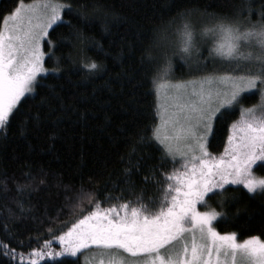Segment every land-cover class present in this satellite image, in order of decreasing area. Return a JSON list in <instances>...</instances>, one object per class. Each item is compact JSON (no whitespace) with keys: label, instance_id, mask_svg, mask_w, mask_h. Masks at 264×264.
Segmentation results:
<instances>
[{"label":"snow or ice","instance_id":"6c2138e0","mask_svg":"<svg viewBox=\"0 0 264 264\" xmlns=\"http://www.w3.org/2000/svg\"><path fill=\"white\" fill-rule=\"evenodd\" d=\"M245 3L250 5L251 0ZM227 6L232 9L230 13L210 12V5L201 6L193 0H161L155 19L149 18V29L126 15L114 0H13L11 8L0 12V136L5 139L12 122L30 101L39 100V105H35L34 115L22 121V136L30 125L31 130L41 126L42 108L55 110L53 103L60 105L57 90L46 83L49 78L55 79V75L49 77L50 72H61L60 58L51 50L57 45L63 47L70 38L82 41L84 29L93 30L97 21L102 33L119 37L122 48L116 63L121 62L125 49L131 58L139 46L143 52L140 66L145 62L158 69L165 65L163 74L158 71L150 82L154 96L151 123L138 128L128 142L124 169L126 175L139 171L142 158L134 159L136 154L158 145L161 167L171 157L173 168L159 175L153 168L145 181L154 182L160 198L151 205L142 196H137L135 204L112 203L120 198L106 191L103 202L108 206L102 207L100 199L84 193L81 187L82 199L87 198L92 209L66 231L53 234L42 247L32 249L27 255L28 264H39L46 257L76 258L90 248L99 250V264H264V240L259 236L238 240V233H221L214 225L235 218L223 211L226 203L236 199L227 196L228 186L242 185L248 194L264 193V178H256L253 172L258 162L264 166V0L258 13L248 7L246 24L240 20L242 10L235 4ZM198 15L210 17L211 24L198 23L194 19ZM253 15L258 17L255 22L251 20ZM113 26L115 33L111 31ZM198 36L212 38L208 59L228 62L233 70L205 73L187 81L167 78L169 54L179 55L186 65ZM96 47L103 51L99 42ZM46 55L55 65L51 69L45 67ZM81 66L88 75L100 70L91 60L82 59ZM124 75L131 79L129 74ZM253 92L258 94L259 103L243 107L242 94ZM129 102H136L135 93ZM238 106L240 118L230 126L227 146L223 154L214 156L208 150L214 126L225 122ZM55 138V132L48 137L50 141ZM120 160L124 162L125 157ZM177 162L179 169L175 167ZM25 175L37 179L30 173ZM44 182L39 178V184ZM123 183L134 190L130 179ZM214 197L219 198L216 207L198 210V205L208 207ZM53 240L59 244L58 251L52 247ZM0 247L10 260L20 264L25 261L24 253L17 254L2 241Z\"/></svg>","mask_w":264,"mask_h":264},{"label":"trees","instance_id":"16d2710c","mask_svg":"<svg viewBox=\"0 0 264 264\" xmlns=\"http://www.w3.org/2000/svg\"><path fill=\"white\" fill-rule=\"evenodd\" d=\"M114 2L145 29L151 27L149 18L155 19L161 4V0ZM193 2H198L201 6L210 5V12L229 13L232 9L227 5L235 4L244 12L240 20L246 24L249 20L248 7L258 13L262 0H251L250 5L245 0ZM218 4L222 7H217ZM12 6L13 0H0V12H6ZM171 14L174 15V11ZM165 19H168V15ZM194 19L200 24L212 22L208 16L198 15ZM257 19L256 15L251 16L252 22ZM111 31L116 32L115 26ZM202 41L197 38V58L194 62L187 58L185 65L179 55L169 54V73L173 78L191 80L205 73H227L233 70L228 62H213L208 59L209 45ZM97 42L103 46V51L96 47ZM147 44L148 41H145V45ZM121 48L119 37L102 33L99 21L93 30L84 29L82 41L70 38L64 42L63 47L57 45L51 52L60 58L61 72L58 75L50 72L49 77L55 75V79L49 78L46 83L57 90L60 105L54 102L55 110L42 108L41 126L31 130L30 125V130L22 136V121L34 115L35 105H39V100L30 101L21 109L22 115L12 122L7 139L0 136V241L6 243L9 249H15L17 254L24 253L23 264H28L27 255L32 249L42 247L45 240L51 239L53 234L59 235L61 231H66L76 219L92 209L88 199H82L81 187L84 193L90 192L100 199L102 207L108 206L107 202H103L106 191H111L113 197L120 198L113 199L112 203L131 201L135 204L137 196H142L144 202L151 205L160 198L161 194L154 182L145 181V175L153 168L157 169L158 175L173 168L169 158L161 167L162 153L158 150V145L148 146L136 154L134 159L142 158L139 171L133 170L130 175H126L124 169L129 154L128 142L134 138L138 128L151 123L154 96L150 91V82L158 71L162 73L165 65L161 64L158 69L145 62L140 66L138 62L143 52L139 50V46L131 58L125 49L121 62L116 63L115 57L121 53ZM82 59L85 62H96L100 70L88 75L87 70L81 66ZM54 66L47 56L45 67L51 69ZM133 93L136 102L130 103ZM258 103L257 93L242 94L243 107H253ZM239 118L238 106L225 122L214 126L215 131L208 144V150L214 156L223 154L230 126ZM53 132L56 133V138L50 141L48 137ZM121 156L125 157L124 162H121ZM175 167L179 169L180 164L177 162ZM253 172L255 177H264L261 162L254 166ZM25 173H30L37 179L34 181ZM39 178H43L45 182L39 184ZM127 179L132 181L134 190H128V185L123 183ZM121 187L125 191L121 192ZM228 187L230 191L227 196H235L236 199L226 203L223 211L235 218L227 223L214 222L217 230L221 233L236 232L238 240L253 235L264 240V193L258 191L256 194H248L242 185ZM218 199L214 197L209 200L206 208L198 205V210L216 207ZM3 251V247H0V264H20L18 260H10L3 255ZM69 261L82 264L79 256L56 260L47 258L39 261V264H67Z\"/></svg>","mask_w":264,"mask_h":264},{"label":"rangeland","instance_id":"374dc122","mask_svg":"<svg viewBox=\"0 0 264 264\" xmlns=\"http://www.w3.org/2000/svg\"><path fill=\"white\" fill-rule=\"evenodd\" d=\"M28 3H30V2H28ZM198 38L199 39H201V40H203L204 42L206 41V43H208V45H209V47H208V49L209 48H211V47H213V41H212V38L211 37H208V38H206V39H203V38H200L199 36H198ZM178 41H179V37H177L176 38V42H177V44H178ZM202 41V42H203ZM197 47V46H196ZM195 47V48H196ZM193 49V51H192V55H191V57L190 58H188V60H191V61H196V58H197V51H196V49ZM45 51H46V53L47 52H49V50L47 49V48H45ZM48 55H46V57H47ZM46 57H45V59H46ZM163 74V72L161 73V75ZM167 78H172V79H175V78H173L172 77V75L170 74V73H168V77ZM198 78H200V77H195V78H193V79H198ZM185 81H187V80H185ZM159 121L157 120V123H158ZM169 159H171V157H169ZM177 161H179L180 160V157L179 156H177ZM256 178H264V177H256ZM198 235V234H197ZM52 247L55 249V250H59V244H58V242H56V241H53V243H52ZM125 256L127 255V254H124ZM78 256L81 258V261H82V264H99V261H100V259L102 258L101 256H100V254H99V250H97V249H95V248H90V249H87V250H83L82 251V253H79L78 254ZM45 259H47V257L45 258ZM103 259H105V260H107V257H103ZM238 260H239V257H238Z\"/></svg>","mask_w":264,"mask_h":264}]
</instances>
